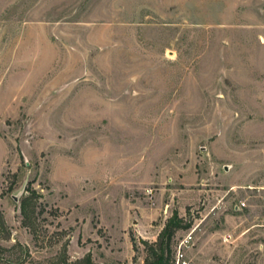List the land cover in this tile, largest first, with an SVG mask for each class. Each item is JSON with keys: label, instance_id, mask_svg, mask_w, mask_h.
Instances as JSON below:
<instances>
[{"label": "rangeland", "instance_id": "374dc122", "mask_svg": "<svg viewBox=\"0 0 264 264\" xmlns=\"http://www.w3.org/2000/svg\"><path fill=\"white\" fill-rule=\"evenodd\" d=\"M164 229L264 264V0H0V258L145 264Z\"/></svg>", "mask_w": 264, "mask_h": 264}, {"label": "trees", "instance_id": "16d2710c", "mask_svg": "<svg viewBox=\"0 0 264 264\" xmlns=\"http://www.w3.org/2000/svg\"><path fill=\"white\" fill-rule=\"evenodd\" d=\"M26 204H27V201L24 200L22 202V209H23L22 210V213L25 212V206H26ZM175 222H176V220L175 219H172L170 225H173V223H175ZM168 231H169L168 229H164V231H162L159 234V240H160V243H159V251H157L153 247L152 250H153L154 258L151 259V260H146L145 264H170V260H169L170 258L165 256V249L166 248L164 246V241H163V238H164L165 234L168 233ZM17 246L12 247L11 249L17 248L18 250H20L22 253L20 254L19 257L13 258V257L2 256L0 258V260L6 261V262H11V263H19V262H21L23 260V258H22L23 250L26 251L27 248H25L21 244H18ZM167 248H168V250L170 252L169 245L167 246ZM9 250L10 249L5 248V247H2L0 245V256L3 255V254H5ZM90 264H92V263L90 262Z\"/></svg>", "mask_w": 264, "mask_h": 264}, {"label": "built area", "instance_id": "2783aa9c", "mask_svg": "<svg viewBox=\"0 0 264 264\" xmlns=\"http://www.w3.org/2000/svg\"><path fill=\"white\" fill-rule=\"evenodd\" d=\"M194 231L187 232L177 243L172 264H190L187 251L194 241Z\"/></svg>", "mask_w": 264, "mask_h": 264}, {"label": "water", "instance_id": "95a60500", "mask_svg": "<svg viewBox=\"0 0 264 264\" xmlns=\"http://www.w3.org/2000/svg\"><path fill=\"white\" fill-rule=\"evenodd\" d=\"M227 167V166H226Z\"/></svg>", "mask_w": 264, "mask_h": 264}]
</instances>
